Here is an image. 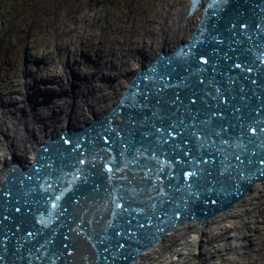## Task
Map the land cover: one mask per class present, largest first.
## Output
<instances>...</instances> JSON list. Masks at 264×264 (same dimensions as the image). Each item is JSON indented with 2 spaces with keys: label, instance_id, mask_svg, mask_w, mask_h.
<instances>
[{
  "label": "water",
  "instance_id": "water-1",
  "mask_svg": "<svg viewBox=\"0 0 264 264\" xmlns=\"http://www.w3.org/2000/svg\"><path fill=\"white\" fill-rule=\"evenodd\" d=\"M189 11L202 15L197 37L138 73L121 123L112 112L83 140L69 133L71 146L47 140L39 167H7L0 264H133L135 247L205 225L264 181V0H190ZM92 212L101 219L83 218Z\"/></svg>",
  "mask_w": 264,
  "mask_h": 264
},
{
  "label": "rangeland",
  "instance_id": "rangeland-1",
  "mask_svg": "<svg viewBox=\"0 0 264 264\" xmlns=\"http://www.w3.org/2000/svg\"><path fill=\"white\" fill-rule=\"evenodd\" d=\"M176 1L1 0L0 133L18 123L22 125L23 120L38 118L28 108L38 112L43 109L41 96L49 100L65 93L56 90L61 83L69 90L73 87L69 84L71 78L84 77L106 61L118 63L114 59L118 53L134 51L128 50L129 38L138 41L142 38L139 33L147 27L158 29L157 23L166 18L170 5ZM145 44L150 41L145 40ZM154 57L150 64L158 58ZM104 67L112 74L114 69L110 65ZM3 146L1 141L0 151ZM254 186L258 187L257 195L246 205L242 202L244 206L238 209L240 218L231 220L235 222V233L228 237L237 239L239 245L224 253L225 264H264V181ZM233 209L236 210L230 211Z\"/></svg>",
  "mask_w": 264,
  "mask_h": 264
},
{
  "label": "bare ground",
  "instance_id": "bare-ground-1",
  "mask_svg": "<svg viewBox=\"0 0 264 264\" xmlns=\"http://www.w3.org/2000/svg\"><path fill=\"white\" fill-rule=\"evenodd\" d=\"M170 7L171 9L166 12V18L157 23L158 29L152 26L147 27V30L143 28L142 33H139L142 38L138 41L130 40L132 37L128 41L126 40L129 43L128 50L134 49L135 52L123 50L125 53H118L119 55L114 57L118 63L113 62V64H110L106 61L102 66L95 64L97 68L92 73L86 72L87 75L84 77L71 78L69 84L73 87L69 90H66L67 88L61 83V86H56V90H65L62 95H53L49 99L51 101L48 100L47 96H41L43 98L40 103L43 104V109L33 112L34 109L31 110L27 107L34 115H39L38 118L32 117L29 120H23L22 125L18 123L12 128L4 129V134L0 133V143L1 141L4 143V150L0 151V191L6 183L4 175L8 166L14 165L21 169L40 166V156L42 153L44 154V151L46 152V148L44 149L43 147L47 139L49 141L64 140L68 146H71L74 138L69 133H78L83 140V130L87 129L96 120L103 118L104 120H109V115L114 117L111 114L112 112L118 111L117 120H114V122L121 123L123 121V109H120L118 103L121 99L120 97L124 96L125 91L136 82L138 73L151 65L150 61L153 56L157 57L159 53L167 56L174 50L173 48L186 39L197 37L194 31L197 29V23H199L202 16L200 15L199 19L195 20L198 10L191 14L188 0H177ZM149 22L151 23V21ZM147 39L150 41L149 45L145 44ZM116 52H122V50H115ZM131 59L135 60V64H131ZM105 65H110L114 69L113 72H110L112 74L106 72ZM137 65L139 69H136ZM111 125L112 123L102 128L110 130L109 127ZM111 128V130L114 129L113 127ZM96 130H99V128ZM103 143L105 144L104 141ZM53 150L54 147H52V152ZM103 152L109 155L110 149L104 147ZM172 167L165 166V169L171 170ZM121 171L133 172L134 170L128 165ZM147 181H151V179H147ZM255 186L250 193L245 195L243 199L245 205L258 192V187ZM107 191L108 189H105L104 192L106 193ZM10 192H7V195L11 198ZM243 203L241 206L235 207L236 210L233 209V211L213 216L203 226L197 225L194 221L183 223L178 228L166 233L158 245L154 242L153 248H146L140 252L135 247L133 250L136 252L138 250V254L133 264H225L227 260L224 259V253L227 251L232 252L239 245L237 244V239L230 238L228 235L235 233V222L231 220L240 218L238 209L244 206ZM126 207L131 208V205L128 203ZM142 208L140 211L145 214L144 211L148 208ZM93 212L89 213L88 217L83 216V218L92 222L100 220V215L97 216ZM225 221L228 224L222 225ZM194 223H196V227ZM142 224H144V221ZM236 235L238 234L236 233ZM128 239L127 237L121 238L123 242L121 241L119 244L125 247V244L129 241ZM119 244H116V247L120 246ZM37 262L42 264L39 261Z\"/></svg>",
  "mask_w": 264,
  "mask_h": 264
},
{
  "label": "trees",
  "instance_id": "trees-1",
  "mask_svg": "<svg viewBox=\"0 0 264 264\" xmlns=\"http://www.w3.org/2000/svg\"><path fill=\"white\" fill-rule=\"evenodd\" d=\"M0 2H1V0H0ZM37 3V2H36ZM31 6V5H30Z\"/></svg>",
  "mask_w": 264,
  "mask_h": 264
},
{
  "label": "flooded vegetation",
  "instance_id": "flooded-vegetation-1",
  "mask_svg": "<svg viewBox=\"0 0 264 264\" xmlns=\"http://www.w3.org/2000/svg\"><path fill=\"white\" fill-rule=\"evenodd\" d=\"M0 189H1V186H0Z\"/></svg>",
  "mask_w": 264,
  "mask_h": 264
}]
</instances>
